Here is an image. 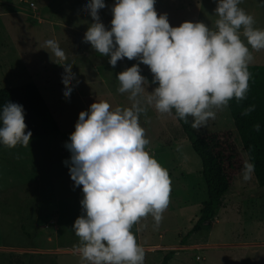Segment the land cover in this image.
<instances>
[{
  "label": "rangeland",
  "instance_id": "1",
  "mask_svg": "<svg viewBox=\"0 0 264 264\" xmlns=\"http://www.w3.org/2000/svg\"><path fill=\"white\" fill-rule=\"evenodd\" d=\"M161 1L163 5L155 7L158 15L166 13L169 23L179 26V18L169 16V0ZM86 2L0 0V89L35 82L60 127L59 133L31 140L27 147L0 148V264H82L76 251L80 239L72 226L83 214V192L82 185L75 186L71 179L72 153L66 145L79 113L97 98L112 108L127 107L124 102L129 99L128 93L118 91L117 75L128 68L123 59L113 67L109 57L83 39L92 22ZM114 3L105 0L106 7L99 10L107 28ZM259 22L257 18L255 27H260ZM49 39L56 40L66 54V61L57 62L72 64L75 79L67 86L62 82L63 66L44 49ZM256 63L264 65V57H254L250 64ZM142 66L151 73L149 66ZM65 87L73 88L70 97L64 95ZM143 87L147 96L155 85L145 80ZM215 111L214 120L194 129L203 135L217 133L231 144L236 164L231 189L223 197L225 209L220 207L211 222L187 239L208 199L201 159L173 113L148 107L140 116L150 141L147 150L168 170L171 180L160 225L156 227L149 215L132 228L145 248L144 264H163L170 251L174 253L167 264H264V186L254 173L249 181L242 179L248 157L230 111L228 106Z\"/></svg>",
  "mask_w": 264,
  "mask_h": 264
},
{
  "label": "clouds",
  "instance_id": "2",
  "mask_svg": "<svg viewBox=\"0 0 264 264\" xmlns=\"http://www.w3.org/2000/svg\"><path fill=\"white\" fill-rule=\"evenodd\" d=\"M156 0H115L111 27L101 21L99 10L105 0H87L92 22L84 41L115 67L123 58L137 59L149 66L156 86L145 96L146 78L140 63L117 75L118 91L128 93L130 107L112 108L106 100L96 99L79 113L70 134V175L75 186L82 185L83 214L72 230L79 237L76 247L82 264H144L145 248L138 243L133 225L151 215L158 227L170 197V176L147 150L150 141L140 124L148 107L171 114L192 127L201 128L216 118L217 109L227 107L235 98H247L252 50H264V29L255 27L254 17L239 5L242 0H217L214 27L203 21L169 23L159 14ZM244 37V39L241 38ZM246 41V42H245ZM250 46V47H249ZM57 61H66L65 52L54 39L45 48ZM64 68L62 82L75 79L71 63ZM72 87L63 93L70 97ZM255 106L247 107V116ZM23 105L12 101L0 108V144L7 148L27 147L32 132L25 131ZM257 132L259 123L254 125ZM67 163V161H66ZM255 165L245 160L242 179H251ZM139 231V229H137Z\"/></svg>",
  "mask_w": 264,
  "mask_h": 264
},
{
  "label": "trees",
  "instance_id": "3",
  "mask_svg": "<svg viewBox=\"0 0 264 264\" xmlns=\"http://www.w3.org/2000/svg\"><path fill=\"white\" fill-rule=\"evenodd\" d=\"M127 67L140 63L137 59L123 58ZM141 74L152 83L153 75L145 70L140 63ZM249 89L247 98L237 102L235 98L229 101L228 109L239 135L243 150L248 160L254 163V176L260 186H264V65L249 64ZM156 86V85H155ZM12 101L23 105L25 110L26 132H32L31 140L41 139L60 132V127L53 116L45 98L37 84L29 81L20 86L0 89V108ZM254 105L255 110L249 115L241 113L249 106ZM175 116V111L172 112ZM183 131L191 143L195 153L202 162V174L207 186L208 199L202 203L201 214L190 232L200 229L201 226L211 222L221 207L223 197L231 189V173L235 170V153L230 143L224 141L217 133L199 134L191 125V116L188 123L178 118ZM259 123L261 130L257 132L254 125ZM6 146L0 144V148ZM185 241V240H183ZM185 243V242H183ZM170 251L163 264H167L173 256Z\"/></svg>",
  "mask_w": 264,
  "mask_h": 264
},
{
  "label": "crops",
  "instance_id": "4",
  "mask_svg": "<svg viewBox=\"0 0 264 264\" xmlns=\"http://www.w3.org/2000/svg\"><path fill=\"white\" fill-rule=\"evenodd\" d=\"M1 1L3 2V0ZM165 1L166 0H164V2ZM160 2L162 1L156 0L155 7H157V5L160 6ZM216 6L217 0H169L170 10H168L171 18H179L181 22L203 21L208 25L212 24V27H214L215 21L218 19L215 15ZM239 6L254 17L255 23L257 22V18H259L260 27L258 28L264 29V0H242V3ZM169 22L171 23V19H169ZM241 38L244 39L243 36H241ZM250 51L252 52L253 57H258V60L264 57V50L256 51L250 48ZM256 65H259V63H256ZM124 104L125 106L130 107L132 101L127 99ZM221 208L223 210L225 209L223 205H221ZM253 244L257 245V243ZM234 255L240 257L242 252H234Z\"/></svg>",
  "mask_w": 264,
  "mask_h": 264
}]
</instances>
